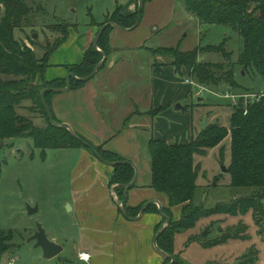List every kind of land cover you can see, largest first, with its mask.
<instances>
[{"label": "rangeland", "instance_id": "1", "mask_svg": "<svg viewBox=\"0 0 264 264\" xmlns=\"http://www.w3.org/2000/svg\"><path fill=\"white\" fill-rule=\"evenodd\" d=\"M25 1L30 6L44 7L47 10L46 24L62 21L69 33L74 25H79L80 30L81 28L85 30V25L90 19L103 21L107 13H113L118 7L125 8L129 0ZM39 22L36 32L32 29H28L27 34L26 31L17 32L16 38L32 48L38 57H42L45 51L57 43L58 38H62V35L55 30L45 29L47 25L42 18ZM114 31L115 28L110 32V38ZM121 34L123 45L135 49L121 53L122 51L117 49L118 45L111 43L110 40L107 61L98 73L108 62L130 61L133 65L132 71L136 74L120 80L116 88L119 97H124L125 92L130 89L140 90L142 85L145 88L149 84L150 71L154 69V65L162 68L164 81L159 82L160 84L155 82L154 88L157 91L155 100H160L165 105L150 109L146 115L153 119L162 117L159 129L168 137L169 142L173 141L167 142L168 144L182 145L209 138L207 136L216 137L223 130L228 133L218 145L206 149L203 156L194 157V169H197L194 205L211 209L220 204L228 205L235 200L250 197L253 193L252 188L234 186L236 184L234 181L238 179L232 176L230 120L235 107H240L239 105L242 104L240 108L246 111L249 104L260 101L263 94L258 93L264 90L261 78L244 73L242 68L236 67L235 77L240 88L227 90L226 93L219 89L210 91L189 79L184 69L182 75L177 74L170 65V59L166 60L155 53L162 48L165 50L177 48L178 51L189 52L196 48L218 46L225 41L226 50L231 53L229 61L237 62L243 47L238 34L223 26L208 27L201 24L187 13L185 4L181 0H153L146 3L138 27ZM98 51L100 52L99 48ZM201 62L227 63L217 54H207ZM186 80L193 81L194 85L187 84ZM202 88L206 92L198 96L197 90ZM224 94H229L230 98L223 97ZM234 96L240 97L237 100L243 102L235 105L232 101ZM146 103L148 98L140 104L139 109L142 110ZM178 105L182 107L181 110H176ZM36 111L26 103L18 113L29 119L36 127L42 128L46 124V117L40 114V109ZM137 113L141 114L139 111ZM246 114L244 112V115ZM54 118L56 119L55 116ZM138 133L142 137L143 155H146L145 161L139 162V169L142 174H146V171L151 169V163L147 144L143 138L146 140L149 136L148 138L152 140L156 136L152 128L141 134L139 131ZM204 134L205 137H202ZM5 144L1 153L3 168L0 178V232L9 233L7 241L12 244L13 249L2 256L0 264H7L13 258H15L14 264H62L60 258L66 257L68 248L60 258L57 256L46 260L43 259L42 249L35 248L36 242L31 241V238L36 233L38 225L43 228L50 241L54 235H60L68 214L67 206L63 207L61 196L69 191L70 176L79 161L77 149L84 147L79 143L74 146L77 147L75 149H49L43 153L35 147L31 139L27 138L7 140ZM129 148L135 152L139 151V147L133 142H130ZM85 150L97 160L88 149ZM223 169H226V172ZM35 207L39 209L38 213L29 215L28 208ZM181 208L183 210V206ZM171 210L173 216L179 218L180 207L176 206ZM241 225L246 228V239H229L221 245L210 248L202 246L201 241L217 239L227 230H234ZM258 229L252 212L238 216H210L199 220L193 229L176 235L175 253L185 264H233L254 249L258 252L256 264H264V233L261 236ZM172 258L175 260V256ZM68 259L70 260V257ZM170 262L171 260L167 264Z\"/></svg>", "mask_w": 264, "mask_h": 264}, {"label": "trees", "instance_id": "2", "mask_svg": "<svg viewBox=\"0 0 264 264\" xmlns=\"http://www.w3.org/2000/svg\"><path fill=\"white\" fill-rule=\"evenodd\" d=\"M153 0H141L142 15L144 6ZM185 4L189 15L200 21L201 24L223 26L232 29L241 38L243 47L237 62L229 61L230 52L226 50L224 41L218 46L196 48L189 52H181L178 49H160L155 52L159 57L170 59L176 73L182 75L184 69L189 79L191 78L199 86L208 90H236L239 84L236 81V67L242 68L244 73L259 76L264 85V0H181ZM136 10L132 14H124L123 7H118L113 13L106 16L101 28L107 23L130 29L138 18L139 0H136ZM47 10L41 5L30 6L25 0H0V178L3 168L1 153L7 140L27 138L31 139L37 149L45 153L49 149L69 150L75 149L80 143L83 149H88L76 140L67 130L61 127V122L55 118L52 124L42 104L41 93L44 89L64 88L66 81H44L38 85L39 77L49 67L51 55L66 41L68 31L62 21L54 24H46ZM47 25L45 29L55 30L62 35L57 43L42 57H38L32 48L20 42L16 38L17 32H25L40 25V19ZM61 28V29H60ZM69 28V27H68ZM60 29V30H59ZM113 27H108L98 41L100 52L91 47L85 54L82 63L71 69L78 78L90 75L94 68L102 61V53L108 55L110 44V32ZM25 34V35H26ZM207 54L220 55L227 63H203L201 59ZM91 57V58H90ZM156 68L157 65H154ZM158 72L162 68L157 67ZM85 83L72 80V88ZM231 88V89H230ZM258 102L249 104L246 109L235 107L231 117V153L233 161L232 176L235 187H250L253 193L250 197L233 201L228 205H217L211 209L196 206L193 196L196 190L197 169H194L195 155L203 156L206 149L218 145L227 137V131L223 130L216 137L207 136L182 145L168 144L165 140L152 139L148 142V156L151 163V188L166 196L168 207L162 211L170 218V223L158 237V247L168 255L175 256L174 264H185L177 256L174 249L176 235L193 229L196 223L214 215L238 216L252 212L255 225L259 228V234L264 233V90ZM54 93L46 94V101L50 107V99ZM29 103L32 108L40 109V114L46 117L44 127H36L29 119L21 116L18 110L24 104ZM38 108V109H37ZM51 108V107H50ZM82 140L92 146L106 161H124L118 155L104 150L102 146H94L84 137L76 133ZM205 137V134L202 136ZM89 150V149H88ZM90 151V150H89ZM91 152V151H90ZM92 153V152H91ZM93 154V153H92ZM114 169V175L109 183L110 187L118 185L114 189L118 198V205L124 204L129 217H138L143 206L136 209L127 207V193L132 188L122 185L129 184L135 170L128 165H119ZM183 206L179 220H173L171 208ZM121 212V208H119ZM147 212L159 213L155 205H150ZM145 211V212H146ZM122 213V212H121ZM165 220L156 228V235L164 226ZM262 228V229H261ZM9 233L0 232V260L2 256L12 248L8 240ZM246 228L241 225L234 230H227L224 235L214 239L201 241L204 248L221 245L229 239H246ZM193 239V238H192ZM195 240V239H194ZM170 261L165 259V263ZM258 252L254 249L238 259L233 264H256Z\"/></svg>", "mask_w": 264, "mask_h": 264}, {"label": "crops", "instance_id": "3", "mask_svg": "<svg viewBox=\"0 0 264 264\" xmlns=\"http://www.w3.org/2000/svg\"><path fill=\"white\" fill-rule=\"evenodd\" d=\"M127 2L123 13H134L136 0ZM108 14L111 13H107L100 22L89 18L90 22L86 23L85 30H80L79 25H74L69 30L66 41L51 55L44 78H38V85H42L44 81H66L71 69L79 66L86 52L94 47L100 25L105 22ZM121 33L123 32L115 29L111 34V43L117 44L121 53L134 50L133 47L123 45ZM132 69L133 65L127 60L108 62L89 82L75 86L67 93L53 96L50 107L57 121L69 124L92 145L102 146L124 161L134 163L139 169V162L145 161L146 155H143L142 137L138 131L141 134L152 128L156 136L154 139L167 140L166 142L169 140L159 129L162 117L153 119L146 115L150 109L165 105L160 100H155L157 91L154 88L155 82L160 84L159 82L164 81L163 71L160 73L154 67L145 88L142 85L140 90L130 89L125 92L124 97H119L116 88L120 80L136 74ZM147 98L148 103L140 110V104ZM148 137L146 140L143 138L147 145L150 140ZM130 142L139 147L138 152L129 148ZM77 150L79 161L70 176L69 191L61 196L63 207L69 206L67 221L62 225L60 235L52 238L53 242L63 248L62 253L68 248L65 258L60 256L62 253L58 255L61 263L164 264L165 258L154 245L156 228L163 220L160 213L146 211L138 220L125 218L119 211V203L113 197L109 185L114 175L113 167L95 160L83 148ZM151 177V169L146 174H142L139 169L135 187L127 193L128 208L136 209L149 203L158 209L168 206L166 196L151 188ZM179 207V218L173 216L175 221L181 217L182 208ZM82 252L91 255L88 263L78 259Z\"/></svg>", "mask_w": 264, "mask_h": 264}, {"label": "water", "instance_id": "4", "mask_svg": "<svg viewBox=\"0 0 264 264\" xmlns=\"http://www.w3.org/2000/svg\"><path fill=\"white\" fill-rule=\"evenodd\" d=\"M141 17H142V3H141V0H139L138 18H137V21H136L135 25L132 28H130V29H124V28H121V27L117 26L114 23H107V24H105L100 29V31H99V33H98V35L96 37V40H95V42L93 44L94 48L98 50V41H99L101 35L103 34V32L108 27H113V28H115V29H117L119 31H122V32H129V31H132V30H134L135 28L138 27V25H139V23L141 21ZM102 56H103L102 61L94 68L92 74H90L89 76H87L85 78H78L74 73H70L67 76V78H66V87H64V88H49V89H44L42 91V93H41L42 104H43V106H44V108H45V110H46V112L48 114V118H49V120H50V122L52 124H55V120H54V116H53V113L51 111V108L47 104L46 94L47 93L63 94V93H67V92L71 91V88H72V80L73 81H76V82H79V83H87L90 80H92L96 76V74L98 73L99 69L107 61L108 56L105 53H102ZM239 106L242 107L243 105L240 104ZM181 109H182V107L179 106V105L176 107V110H181ZM61 127L64 128L65 130H67L76 140L80 141L83 144V146L87 147L93 153L94 157L97 160H99L100 162H102L103 164H105L107 166H110V167H113V168H115V167H117L119 165H128V166L133 167L134 170H135V175H134L132 181L129 184L122 185V186L129 189V188H132L136 184L137 179H138V176H139V169L137 168V166L134 163L129 162V161H119V162H109V161H106V160H104L99 155V153L92 146H90L87 142H85L79 136H77L76 135V132L73 130V128L69 124L62 123L61 124ZM223 171L226 172V169H223ZM116 187H118V185L112 186L111 193H112L113 197L118 201L117 196H116L115 191H114V189ZM149 205H150V203L149 204H146L145 206H143V208L141 209L138 217L133 218V219L128 216V214L126 212V209L124 207V204H120V208H121V212H122V214H123V216L125 218H127L128 220H138V219H140L143 216V214L145 213V211H146V209H147V207ZM67 209L69 210V206H67ZM38 211H39V209L37 207H35V208H28L29 215H34V214L38 213ZM159 213L162 216V218L165 220V224L160 229V231L158 232V234L155 236L154 245H155L156 250L165 259L171 260L170 264H174L175 263L174 258H172L171 255H168L165 252H163L158 247V244H157L159 235L163 232V230L170 223L169 217L163 213L161 207L159 209ZM31 241L36 242L35 248H41L42 249V251H43V259H46V260H51V259L56 258L63 251V248L60 245H58L55 242L50 241L48 239L45 231L43 230V228L40 225H38L37 231L34 234V236L31 238Z\"/></svg>", "mask_w": 264, "mask_h": 264}, {"label": "built area", "instance_id": "5", "mask_svg": "<svg viewBox=\"0 0 264 264\" xmlns=\"http://www.w3.org/2000/svg\"><path fill=\"white\" fill-rule=\"evenodd\" d=\"M186 83L189 84V85H194L193 81H190V80H186ZM205 92H206V91H204V88H202V89H198V90H197V95H198V96H201V95H203ZM223 97H225V98H230V95H229V94H224ZM238 98H240V97H236V96L233 97V100H232V101H233L234 104H235V103H239V102H243L242 100H237ZM252 98H254V97H252ZM259 98H260V97H259ZM259 98H257V101L259 100ZM253 101H254V100H253ZM246 104H247V103H246ZM235 105H236V104H235ZM246 112H247V111H245V114H246ZM78 259H79L80 261H84V262L88 263V262L90 261V259H91V255H90L89 253H84V252H82V253H80V254L78 255ZM14 261H15V258L11 259L7 264H14Z\"/></svg>", "mask_w": 264, "mask_h": 264}]
</instances>
